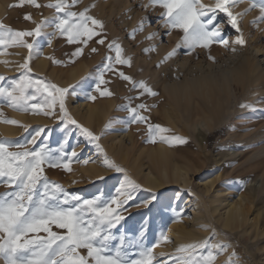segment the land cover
I'll return each instance as SVG.
<instances>
[{"label": "rangeland", "instance_id": "374dc122", "mask_svg": "<svg viewBox=\"0 0 264 264\" xmlns=\"http://www.w3.org/2000/svg\"><path fill=\"white\" fill-rule=\"evenodd\" d=\"M37 2L46 5L54 3L55 0H37ZM204 2L210 3L212 0H204ZM148 4L149 0H82L72 8V11L83 12L85 9H90L89 15L102 21L104 28L97 29L100 35L94 36L84 47L83 55L77 58H73L72 53L79 45L69 44L59 34L56 38H52L49 46L51 27L44 29L45 34L39 37L25 38L29 42L34 40V50H39V54L30 62L31 78L68 89L65 98L68 112L80 125L100 137L99 144L103 152L98 150L95 144L89 143L75 126L63 127L58 117L49 118L14 111L7 107L6 101L3 100H0V104L4 105L0 111L4 116L0 119L19 121L18 117L23 116L25 122L22 124L28 125V131L25 132L18 126L0 123V127L3 126L5 131L0 128V140H7L12 144L25 143L37 130L44 128V134L37 141L38 147L46 144L54 153L58 149H63L69 154L75 150L76 157L70 155L67 157L72 160L71 172L45 165V175L49 180L61 184L68 193L79 195L83 199L101 196L104 200H111L117 197V190L125 182V178L139 185L134 198L127 202L126 207L130 211L124 213L126 219L114 232L117 236L125 235L129 241L143 232L145 246L154 248L156 255L154 264H157V261L159 264H165L167 259L170 264H176L175 257L181 255L177 253V248L188 244H201L210 238L212 243L229 246L226 252L217 257L216 264H229L233 253L239 257V264H264V154H257L263 148L264 142L254 140L264 128V97L261 95L252 97L255 91L245 92L234 84L236 95L232 96L231 108L222 109L223 124L217 129L222 131L221 135L215 137L218 132L215 130L201 143L197 141L191 145V132L194 131V127H188L184 118L185 111L177 107L170 97L163 98L162 95L168 96L163 92V83L156 84L151 80L152 75H149L144 63L141 61L136 63L135 56L141 55L140 52L144 53V49L149 48L153 42L152 46H161L168 54L181 43L183 35L179 30H173L171 35H167L168 29H165L160 22L163 9L159 6L141 7ZM18 5L19 0H0V22L13 30L35 28V24L25 20L26 14L30 13L37 24L51 21L57 15L51 8ZM93 5L95 7H92ZM249 8L250 3L245 2L233 9V12L238 14V23L246 40V45L239 46L236 53L244 57L250 54L253 47L264 49V22L259 20L261 15L259 10H253L246 16H239ZM144 18H148L151 26L143 32H138L129 45L124 43L125 37H131L133 30L138 28ZM217 20L223 24V38L227 39L230 45H234L240 33L227 23L223 13L218 15ZM254 21L257 23L254 24ZM151 33H159V35L155 40H147L146 37ZM101 38L105 39L103 45L97 43ZM110 42H117L122 46L123 55L131 58L132 66L114 64V71L105 73L106 83L100 85L101 91L107 90L113 93L111 97H106L96 91V85L98 76L107 62L106 57L115 56V52L107 47ZM93 47L98 51L92 52ZM137 48L140 52L134 53L133 50ZM179 52L180 54L175 56V61L177 60L178 63L186 56L190 61L205 62L209 55L217 59L228 58L232 53L228 48L217 43H213L209 49L197 47L191 54H188L186 48H181ZM28 55L26 48L0 49V61L8 62L7 65L0 63V76L6 78L3 81L5 86L20 78L23 70L19 69L17 64L23 63ZM41 55L45 59L54 57L61 63L57 64L46 59L48 64L42 66ZM82 58L92 64L74 78L73 68ZM261 59L264 60V53ZM170 66L175 68L174 65ZM120 71L131 76L136 82H146L159 95L151 97L138 89H133L130 83L119 77ZM89 95L96 96V99L94 101L88 99ZM36 102L43 103V99L33 101ZM140 103L149 106V110L142 114L150 118V123L171 129V132L165 135L184 137L188 143L175 147L159 142L152 144L149 142L146 124L133 123L129 126L130 114L124 109L129 105L136 107ZM86 104L96 109V118L90 125L81 120L82 115L88 113ZM247 104L250 108L241 107ZM194 105L197 106L196 101ZM57 112H59L58 107ZM199 120L198 113L194 111L193 121ZM5 125L16 128L17 132L6 133ZM211 137L215 138L211 140L209 139ZM160 146L165 150L160 151ZM201 148L205 149L202 151ZM105 154L108 161L124 171L116 172L107 168ZM84 160L89 163L85 165ZM230 165L235 166L230 167ZM174 166L188 173V184L175 183L164 177L165 171L172 175ZM145 173H150L158 179L159 185L153 188L148 186L143 176ZM260 177L263 179L260 183L262 186L260 188L253 186L251 181L253 179L257 181ZM8 190L0 187V193ZM153 195L155 200L149 206H137L142 205ZM229 204L245 209L244 220L239 218L240 223L234 229L224 227ZM216 207H218L217 211H215ZM181 215L182 220L177 222V218ZM53 231L62 230L53 228ZM213 233H215L214 238ZM162 234H166L171 243L160 241ZM40 235L45 234L40 233ZM157 243L160 244L159 247H155ZM0 264H3V261H0Z\"/></svg>", "mask_w": 264, "mask_h": 264}, {"label": "snow or ice", "instance_id": "6c2138e0", "mask_svg": "<svg viewBox=\"0 0 264 264\" xmlns=\"http://www.w3.org/2000/svg\"><path fill=\"white\" fill-rule=\"evenodd\" d=\"M81 2L82 0H55L54 3L42 5L37 0H19L20 7L26 4L35 8L47 7L54 9L57 15L51 21L37 24L30 13L26 14L25 20L36 25L32 30L17 31L0 22V49L21 47L26 48L29 53L23 63L17 64V67L23 70L18 80H13L5 86L3 81L6 78L0 76V100L6 101L7 107L14 111L49 118L58 117L63 127L75 126L89 143L95 144L97 149L103 152L99 144L100 137L80 125L68 112L65 104L68 89L44 80H33L29 75L32 72L30 62L39 54V50H34V40L29 42L26 37H39L45 34L44 29L53 27L55 31L50 34L49 46L52 38L59 34L69 44L79 45L72 53V57L77 58L83 55L88 42L94 36L100 35L97 29L104 28L103 22L89 15L90 9L83 12L72 11V8ZM245 2L250 3V8L239 16H246L258 9L261 14L259 20L264 22V0H212L210 3H205L204 0H149L148 5L141 7L159 6L163 9L160 22L168 29L167 35H171L173 30H179L183 34L181 43L161 62L166 63L179 55L181 48L188 49V54H191L195 48L209 49L213 43L220 44L235 54L238 51L236 46L244 47L246 40L238 23V14H235L233 9ZM220 13H223L227 23L240 33L234 41L235 46L223 38V24L217 20ZM150 26L148 18H144L131 33V39H135L138 32H143ZM158 35L159 33H151L146 39L152 41ZM97 43L103 45L105 39L101 38ZM107 47L115 52V56L106 57L107 62L98 76L96 91L100 92L101 96L111 97L113 93L101 91L100 88L101 84L106 83L105 73L114 71V64L131 67L132 60L123 55L124 49L117 42H110ZM91 51L95 53L98 49L93 47ZM144 51L147 54L157 49L151 47L145 48ZM46 59L61 63L54 57ZM208 59L216 62L215 57L211 55ZM0 63L7 65L8 62ZM118 74L130 83L133 89L151 97L159 95L146 82H136L122 71ZM176 79H179V76ZM40 98L43 103H33ZM88 99L94 101L96 96L89 95ZM3 106L0 104V108ZM124 110L130 114L129 126L133 123L147 125L150 143L159 142L169 147L188 143L184 137L165 135L170 133L171 129L150 123V118L142 114L149 110L147 104L140 103L136 107L129 105ZM3 116L0 111V117ZM0 123L28 131V125L14 119H0ZM44 132L45 129L40 128L25 143L12 144L7 140H0V187L9 189L0 193V261H3V264H154V248L145 246L143 232L131 241L125 235L117 236L114 232L126 219L124 213L130 211L126 207L127 202L134 198L140 186L125 178V182L117 190V197L111 200H104L101 196L83 199L79 195L68 193L61 184L48 179L45 175V165L71 172L72 160L67 157L70 155L74 158L77 152L72 150L69 154L63 149H58L54 153L46 144L38 147L37 141ZM83 163L87 165L89 161L84 160ZM105 166L116 172L124 171L108 161L106 154ZM153 200L155 195L137 206L147 207ZM181 220L182 215L177 218V222ZM53 228L62 231H53ZM40 233L45 235L41 236ZM214 236L215 233L213 238ZM160 241L171 243L166 234L160 236ZM159 246V243L155 245ZM228 248V245L212 243V238L201 244L183 245L176 250L181 254L175 257L176 264H216L217 257ZM233 258H230L229 264H239L236 253H233Z\"/></svg>", "mask_w": 264, "mask_h": 264}, {"label": "bare ground", "instance_id": "6f19581e", "mask_svg": "<svg viewBox=\"0 0 264 264\" xmlns=\"http://www.w3.org/2000/svg\"><path fill=\"white\" fill-rule=\"evenodd\" d=\"M50 29L51 32L55 31L52 27ZM56 37L57 35L55 38ZM124 41V43L129 45L131 43V37L126 36ZM152 44H154V42ZM152 44L149 48L155 47L157 51L146 54L145 52H140L138 48L133 50L134 53L140 52L141 54L135 56L136 63L138 61L144 63L148 69L149 75H152L151 80L156 84L163 83V92L168 95H162L163 98L167 99V97H170L177 107L185 111L184 114H186L184 118L188 127H194V131L191 132V145H194L197 141L201 143L211 132L222 126V109L228 110L231 108V99L235 94L234 84L240 86L245 92L255 91V94H253L254 92L251 93L253 94L252 97H254V95H261L264 97V60L261 59L263 58L264 49L253 47L247 57L238 53H231L228 58L222 57L215 59V63L209 59L205 62H203V60L197 62L194 60L190 61L187 56L179 63L177 60L175 61V57L168 60L166 63H161L168 55L167 51L161 46H152ZM43 47H41V49ZM236 47L238 48L239 46ZM40 63L42 66L48 64L46 59L42 58V55ZM90 64L86 59L82 58L81 62L77 63L73 68L72 77H78L81 71L86 70ZM158 65L160 66L158 67ZM170 65H174L175 68H172ZM177 76H179V79H176ZM181 77H183V79H181ZM245 95L247 94L245 93ZM195 101L197 104L196 107L194 105ZM193 105L194 107H192ZM85 106L87 107L88 113L82 115L81 120L85 124L90 125L96 118V109L87 104ZM219 107L221 108L219 109ZM194 111L198 113L199 121H193ZM18 118L21 124L25 122L23 116ZM2 127L3 126L0 127L1 130H3ZM4 129L6 133L14 134L17 132L16 128L6 125ZM254 140H261L264 142V128L258 133ZM191 148L193 149V147ZM201 149L203 151L205 148ZM164 150L165 148L160 146V151ZM259 153L264 154V146L257 152V154ZM171 174L170 176L169 172L165 171L164 177L171 179L175 183L183 182L184 184H188V173L185 170L174 166ZM143 176L148 186L153 188L159 185V180L151 176L150 173H145ZM261 182H263L262 177L258 178L257 181L254 179L251 181L253 186L259 188L262 186L260 184ZM217 210L218 207L215 208V211ZM244 217L245 209L243 207L229 204L224 227L227 229H234L240 223L239 218L243 219ZM164 263L170 264L168 259Z\"/></svg>", "mask_w": 264, "mask_h": 264}, {"label": "trees", "instance_id": "16d2710c", "mask_svg": "<svg viewBox=\"0 0 264 264\" xmlns=\"http://www.w3.org/2000/svg\"><path fill=\"white\" fill-rule=\"evenodd\" d=\"M221 133H222V131H218L214 136H215V137H216V136H220ZM215 137H211V138H209V139L213 140Z\"/></svg>", "mask_w": 264, "mask_h": 264}]
</instances>
